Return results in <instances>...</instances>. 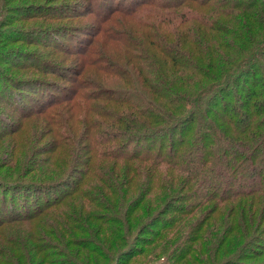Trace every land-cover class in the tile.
Returning <instances> with one entry per match:
<instances>
[{
	"label": "trees",
	"instance_id": "obj_1",
	"mask_svg": "<svg viewBox=\"0 0 264 264\" xmlns=\"http://www.w3.org/2000/svg\"><path fill=\"white\" fill-rule=\"evenodd\" d=\"M47 2L0 0V264H133L146 247L173 257L201 207L234 215L187 248L200 260L264 252L253 219L264 208V0H97L106 14L75 35L13 25L77 11Z\"/></svg>",
	"mask_w": 264,
	"mask_h": 264
},
{
	"label": "rangeland",
	"instance_id": "obj_2",
	"mask_svg": "<svg viewBox=\"0 0 264 264\" xmlns=\"http://www.w3.org/2000/svg\"><path fill=\"white\" fill-rule=\"evenodd\" d=\"M43 1L45 2L47 0H10V4L11 3L12 4L13 3L15 4L17 3H40ZM48 1L50 2H47V4L60 3V2L67 3V4H73L76 7L75 9L77 11L75 15L67 17V18H58L54 20H43L40 18H25L23 20L12 22L13 25H17L18 27H21V28H30V30H34L37 25H44V24L49 25L53 23L56 26L64 27L68 35H75L77 31L69 33V30L74 31L78 29L80 31L83 29V27H85V25L94 24L96 21H98L97 16L99 15L97 13L106 14V10H104V7L102 5L99 6L97 2H95L97 0H48ZM98 1H101V0H98ZM86 9L90 10V12H88ZM16 14L19 15L20 13L16 12ZM114 14L119 15L118 12H115ZM80 35H82V37L84 36V34H80ZM56 40L63 44L73 43V38L70 36H62V37L57 36ZM10 46L20 47V48H24L27 50L33 49L36 51H41L50 59L59 61L64 66L75 64L77 61L76 54L64 52L62 50H56L52 47H44V46H38V45L34 46L32 44H28L26 42H20V41H14L8 45V47ZM11 71L13 73H19L17 72L18 70L12 69ZM19 71L27 73L26 70H19ZM30 72H32V70ZM39 74L46 82H56V83L64 84V85H67V83H69V80L62 79L53 73L44 72V73H39ZM35 96L40 97L37 94H35ZM23 104L27 105L28 101L26 99H23ZM40 138L42 139V143L47 139V137L45 138L40 137ZM7 139L6 138L3 139V143H5ZM22 145L23 144L20 141H16L15 149L13 150V155L16 154V151L19 148H22ZM232 215H234V213H232L231 208H227V209L223 208L220 210L219 208H217L214 211H210L208 207H204V208L201 207L198 210H195L192 216L188 217L190 220L195 221V222L198 220V222L195 224V227L199 226V230L195 233V235H192L190 237H188V235L190 234H185V237L183 238V240L179 241L178 243L179 247L185 246L184 252L172 257V256L167 255L168 249H166V251L163 253L160 252L159 254H155V256L153 255L149 256L148 255L149 248L146 247L143 253L144 256L136 259L133 264H221V262L222 264H224L223 259L219 260V258H217L218 256L216 258L213 256L212 259H208V260H203L202 258L200 260V256L201 254H203L202 251L199 252L196 249L194 250V252H191L189 251L190 249L187 250V248L190 247L191 249H194L195 247L199 246L202 243L203 237L205 235H209V233L210 235L212 234L215 235L217 231H223V228H225L224 223L225 222L228 223V220L229 218H231ZM253 219H254V223L256 222V231L254 232V234L264 237V208L260 210L257 209V211L253 215ZM192 228H194L193 224H192ZM231 235H233V232H231L230 236ZM241 242L242 240H239L238 245L241 244ZM180 243L183 244L184 246L181 245ZM258 243H264V241H260ZM157 244L160 246L159 243ZM212 244H216L215 241ZM171 245L172 244L169 242V244L167 243L166 247L171 249L172 248ZM251 246H254V245L251 244ZM262 250H264V248H262ZM178 251H171L170 253L175 255L174 253ZM193 254H195V258ZM165 255L166 257L164 258ZM188 257H189V260H188ZM244 261H246V264L264 263V252L256 251L251 256V258H245Z\"/></svg>",
	"mask_w": 264,
	"mask_h": 264
}]
</instances>
